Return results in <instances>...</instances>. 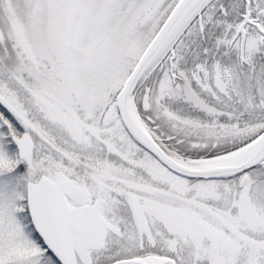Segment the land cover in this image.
Masks as SVG:
<instances>
[{
    "label": "snow or ice",
    "instance_id": "1",
    "mask_svg": "<svg viewBox=\"0 0 264 264\" xmlns=\"http://www.w3.org/2000/svg\"><path fill=\"white\" fill-rule=\"evenodd\" d=\"M0 264H264V0H0Z\"/></svg>",
    "mask_w": 264,
    "mask_h": 264
}]
</instances>
